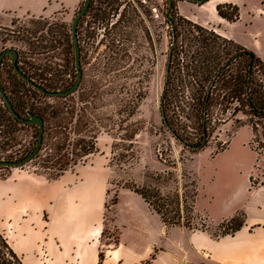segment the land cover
<instances>
[{
	"label": "rangeland",
	"instance_id": "1",
	"mask_svg": "<svg viewBox=\"0 0 264 264\" xmlns=\"http://www.w3.org/2000/svg\"><path fill=\"white\" fill-rule=\"evenodd\" d=\"M40 1L46 2L43 13L32 14L25 7L28 3ZM168 2L91 0L78 30L84 99L78 101L77 93L67 99L47 98L41 94L39 98L36 95L30 98L37 107L43 97L44 106L46 103L50 106L47 109L50 116L58 105H73L75 110L70 118V127L74 134L70 141L84 139L86 143L91 140L95 143V151L82 157L67 171L79 169L91 173L93 181L101 183V188L94 191H104L102 250L118 244L119 228L114 224L112 210L113 202L116 203L122 190L135 192L134 189L144 187L155 189L162 195L178 192L183 193L189 203L190 190L195 186L194 212L186 214L195 228L163 225L164 232L173 233L176 237L192 231H207L212 237L220 234L224 231L221 224L227 219L214 221L207 211L215 217L225 215L239 207L242 191H264V158L260 156L257 161V155L252 150L249 117L242 111L234 110L235 107L241 108L236 101L229 104L219 97L227 90H214L206 116V142L202 147L190 148L180 142L164 123L162 105L168 123L186 139L187 144L197 146L202 142L200 116L193 109L199 94L184 90L177 94L180 102L176 97L173 99V92L162 98L171 44V26L165 18ZM82 3L83 0H0V8L4 5L21 6L14 12L0 10V26L9 29V40L4 48H14L19 53V60L33 63L35 73L42 65L44 78L59 80L54 86L56 90L68 88L75 80L71 23ZM173 4L170 15L181 26L173 53L171 76L176 81L175 77L184 75L183 78L188 81L185 73L187 64L201 68L214 65L234 48L217 39L211 28L199 32L192 29L182 21L178 12L177 5L181 2L174 1ZM109 5L115 10L110 24L120 19V25L115 30L116 23L106 26L108 15L105 13ZM237 6L242 7L240 4ZM143 11L152 16H144ZM201 13L209 14L205 9ZM242 13L243 19L247 20L248 13ZM251 27L254 33L262 28V23L253 21ZM150 31L155 34V52L150 50L145 39ZM30 34L34 47L26 42ZM51 39L52 49L48 47ZM39 45L47 48H40ZM241 61V66L246 69L247 59L242 58ZM230 66V73H235L237 61ZM179 67L182 68L180 72ZM261 73L256 78L264 80ZM197 78L200 80L201 76ZM1 82L7 87L4 76ZM178 105L182 106V110ZM0 107H3L1 99ZM49 121L51 125L55 124L54 117H49ZM2 132L0 160L19 159L34 147L36 132L33 127H21L19 133L11 134L9 139L7 131ZM55 141L52 140L49 147L39 151L37 157L22 166L0 167V178L22 170L50 179L55 172L52 168L56 159L53 150ZM250 177L253 182L258 184L262 181L263 184L252 186ZM154 254L152 252L151 257L141 264L150 263Z\"/></svg>",
	"mask_w": 264,
	"mask_h": 264
},
{
	"label": "crops",
	"instance_id": "2",
	"mask_svg": "<svg viewBox=\"0 0 264 264\" xmlns=\"http://www.w3.org/2000/svg\"><path fill=\"white\" fill-rule=\"evenodd\" d=\"M179 2L182 17L211 28L264 62V0ZM45 3H28L25 7L32 14H40ZM224 3L242 5V9L237 6L236 20L218 15L216 6ZM20 7L4 5L0 10L14 12ZM203 9L208 10V16L201 13ZM242 11L248 13L247 20ZM256 20L262 28L252 33ZM100 188L101 183L94 182L91 173L79 169L66 171L57 179L15 171L0 178V231L23 264H141L152 252L154 258L148 264H264V191H242L239 207L219 217L206 210L214 221L229 219L237 212L244 214L240 229L214 238L207 231L177 237L164 232L159 216L142 197L122 190L112 210L119 228L118 244L102 250L104 191H94ZM100 250L104 253L101 261Z\"/></svg>",
	"mask_w": 264,
	"mask_h": 264
},
{
	"label": "trees",
	"instance_id": "3",
	"mask_svg": "<svg viewBox=\"0 0 264 264\" xmlns=\"http://www.w3.org/2000/svg\"><path fill=\"white\" fill-rule=\"evenodd\" d=\"M216 11L219 16L229 21H234L238 18V7L232 4H228V3L218 4L216 6ZM170 12L168 14L169 19L167 18L165 12V18L169 21L170 26L172 23L174 24V29L172 30L171 27V30L172 33L173 31L175 33L176 43L171 48L168 54V61L166 65V69L168 70L167 87L164 90L162 98L166 97L167 94H169V92H173L174 94L173 99L176 97V99H178V102H180L178 95L181 94V92H183L184 90L188 92L194 91L195 93H198L199 96L195 100L193 109L199 113L200 116L199 126L201 127L202 130V138H204V135L206 136L207 111L211 104L214 90L215 89L227 90L226 93H224V95H219V97H221L223 101H226L229 104L236 101L241 108L238 109L237 107H235L234 110L242 111L249 117V126L251 128V132L253 135L250 141L252 150L257 155L256 158L257 161L259 160L260 156L264 158V80L261 77L256 78V76H258L257 74L260 71H262L261 75L264 78V62L260 60V58L257 57L252 51L247 50L244 47L230 40H227L215 33V37L217 39H219L222 43L229 44L231 47L234 48V50L226 52L224 54L225 57L222 58V61L221 62L217 61L214 65H207L206 67L201 68L200 66H196V65L190 66L187 64L188 67L186 66L187 68L185 73H186V77H188V81L187 79L183 78L184 75L182 77H175L176 81H173L171 76V65L173 63V53L177 48L175 46L177 45V36H179L178 30L181 24L179 22H175L173 17H171ZM182 21L189 24L192 29L198 32L203 31L205 29V27L195 24L184 17H182ZM8 31L9 29L7 27L0 26V53L4 49H6L4 48V45L9 40ZM26 38H27L26 42L30 46L34 47L35 43L33 40H31V38H33L31 34ZM41 42L44 41L41 40ZM45 42L47 43V41ZM49 44L50 45L48 47L52 49L53 39L49 40ZM39 47L47 48V46L43 47V45H39ZM242 58L247 59L246 69L243 68L245 67L244 65L241 66ZM233 61H237L238 67L236 68L235 73H230V67H231L230 65ZM180 69L182 71V68L179 67V72ZM197 76H201V79L199 80V78H197L196 80L195 77ZM34 77L36 78V73H34ZM58 82L59 80L57 79L43 77V79L39 81L38 85H42L44 88L48 90H56L57 87L54 86H56ZM0 86L6 92L8 98L11 101L12 107H14L15 109L22 110L23 113H28V114L34 113L43 119L44 132H43V139H42V145L40 151L49 147L52 140H56L55 144L53 145V150L55 151L54 156L56 157V159L54 161V165L52 166V168L55 169V172L51 177H49L50 179H57L67 170L73 167L78 161H80L82 157L88 156L89 154L95 151V145H94L95 143L93 142V140H91L88 143H86L84 139H79L77 140V142L70 141L72 134H74L73 133L74 131H72L70 127V122H71L70 118L72 117L75 110L73 105H69V104L67 105L65 103L62 106L58 105L54 108L52 112V116H50L47 113V109L50 106L47 103L44 106L43 97H42L41 105L39 100L38 102L39 104L37 107H35V105L31 102L30 99L32 95H36L39 98V94L47 98L67 99V98H72L74 94L77 93L79 95L78 101H81L84 99L82 81L80 82L78 89L74 93L70 95L58 96V97H49L39 92L35 87L33 91L31 90V87L22 89L23 86H20L21 90L18 89L8 94L7 87L6 85L5 86L2 85L1 79H0ZM2 102L4 101L2 100ZM171 103L172 101H170V104ZM178 107L180 110H182L181 105H178ZM244 108H246V110ZM161 110H162L164 123L171 131V133L180 142L184 143L190 148L202 147V142L197 146L187 144L186 139L181 135H179V133H177V131L174 130L172 126L168 123L164 114L163 105ZM49 117L55 118L54 125L50 124ZM28 126L33 127V129L36 132V139H37V135L39 131L38 127L33 124H28ZM11 134H13V130H8L6 135L8 139L11 136ZM94 137L95 136H93L92 138ZM32 149L29 152H27V154H29L32 151ZM35 157H37V155ZM250 180L252 181V177H250ZM262 184H263L262 181H260L258 184L252 181V186L254 187L256 185H262ZM134 191L137 194H139L142 197V199L147 203L148 207L159 216L163 225L166 226L182 225L189 229L195 228L192 225L191 220L186 217V214H188L189 212L190 213L194 212V208H193L194 197L197 195L195 186L190 190L191 199L189 203L185 200V196L183 193L176 192L171 195H162L159 191L155 189H148L144 187L140 189H134ZM113 203L115 204V201ZM243 223H244V214L242 212H237L233 217L227 219L225 223L221 224V227L224 228V231L220 232V234L218 235H214V238H218L220 236H224L227 234H233L235 231H237L243 226ZM103 257H104V253L102 250H100L99 261H101ZM147 263L148 261L145 262V264ZM0 264H23L22 258L14 252V250L8 243L7 238L4 236V234L1 231H0Z\"/></svg>",
	"mask_w": 264,
	"mask_h": 264
},
{
	"label": "water",
	"instance_id": "4",
	"mask_svg": "<svg viewBox=\"0 0 264 264\" xmlns=\"http://www.w3.org/2000/svg\"><path fill=\"white\" fill-rule=\"evenodd\" d=\"M168 1L169 2H168L167 10H166V15H167V18L169 19L168 14L173 7L174 1H189V2L200 4V3H204L207 0H168ZM89 4H90V0H84L83 1V5H82L81 9L75 15V17L73 18L72 23H71V35H72V40L74 43V63H75V70H76V78H75V81L73 82V84L69 88L64 89V90H48V89L44 88L42 85H38L34 81L29 79L22 72H20L17 68L16 60H17L18 54L14 48H6L0 53V63H1V61L5 55H7V54L10 55L11 59L14 63L15 70L18 72L20 77L22 79L26 80L30 85L35 87L39 92H41V93H43L49 97L66 96V95H70V94L74 93L78 89L79 84H80L81 79H82V69H81V63H80V50H79L78 39H77V26H78L79 20L81 19V17L84 15L86 10L88 9ZM171 27L173 30L174 29L173 23L171 24ZM175 43H176V36H175L174 31H173L172 47L175 45ZM167 78H168V70H166L164 90L167 87ZM163 93H164V91H163ZM163 93H162V95H163ZM0 97L2 98L5 105L11 111V113L13 114L14 117H16L17 119H19L20 121H22L24 123L36 125L38 127V130H39L35 146L29 154H27L26 156L21 157L19 159L0 160V167H19V166H22V165L28 163L29 161H31L40 151L41 145H42V139H43V132H44V122L40 116H38L34 113H29L28 118L20 117L16 113V111L13 109L10 99L8 98L6 92L4 91V89L1 86H0ZM205 142H206V136L204 135L202 145H204Z\"/></svg>",
	"mask_w": 264,
	"mask_h": 264
},
{
	"label": "flooded vegetation",
	"instance_id": "5",
	"mask_svg": "<svg viewBox=\"0 0 264 264\" xmlns=\"http://www.w3.org/2000/svg\"><path fill=\"white\" fill-rule=\"evenodd\" d=\"M90 2H91V0H90ZM82 5H83V3H82ZM82 5H81V7H82ZM81 7L79 8V10L81 9ZM88 9H89V6H88ZM88 9L86 10V12L84 13V15L82 17L87 15ZM78 11L75 13V15L78 13ZM154 11H155V8H154ZM114 13H115V10H112V6L109 5V8L107 9V13H105L106 15H108V17L106 18V20H107L106 26H108V24H110L109 21L111 20V17L114 16ZM142 13H144V16H146V15H148L149 17L152 16V14L151 13L148 14L147 11H143ZM75 15H74V17H75ZM82 17H81V19H82ZM80 20H79L78 26H77V39H78L79 50H80V39H79L80 36H79L78 30H79ZM119 21H120V19H118V21H115V22L110 24V25H115V23L117 24L116 26H114V30L116 29V27H118L120 25ZM138 39H139V37H138ZM145 39H147L149 42L150 50H152V52H155V46H156L155 34L151 33V31H150L148 34V38H147V35H145ZM71 40H72V35H71ZM113 40L114 39H112V42H113ZM172 40H173V33L171 30V44H170L169 52L172 48ZM72 44H73V54H74L73 40H72ZM139 47H140V45L138 44L137 48H139ZM17 54H18V57L16 60V65H17L18 70L20 72H22L25 76H27L29 79L34 81L36 84H39V81H41L43 79V74H44L43 66L41 65V66L37 67L36 78H35L34 77L35 70L33 67V63H31L29 61H25V60H19L18 59L19 53L17 52ZM80 63H81V50H80ZM30 72H31V75H30ZM3 76L5 77V79L7 81L6 83H7L8 94L12 93V91L21 89L20 86H23L22 89H25L28 87H31L32 91L35 89L26 80H24L20 77L18 72L15 70L14 63L11 59V56L8 54L3 57V59L0 63V79ZM0 99H1V97H0ZM1 101H2V99H1ZM13 109L16 111V113L20 117L28 118V113H23L22 110L15 109L14 107H13ZM24 126H28V124H25L22 121H20L19 119H17L16 117H14L13 114L11 113V111L6 107V105L3 102V107H0V132H2V130H4V131L5 130H7V131L13 130V134H16V133H19V131L21 130V127H24Z\"/></svg>",
	"mask_w": 264,
	"mask_h": 264
}]
</instances>
